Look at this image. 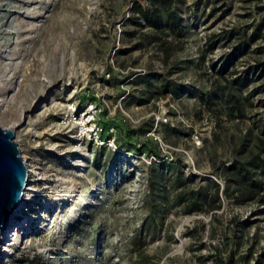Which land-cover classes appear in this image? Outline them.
I'll list each match as a JSON object with an SVG mask.
<instances>
[{
  "label": "rangeland",
  "instance_id": "rangeland-1",
  "mask_svg": "<svg viewBox=\"0 0 264 264\" xmlns=\"http://www.w3.org/2000/svg\"><path fill=\"white\" fill-rule=\"evenodd\" d=\"M134 4L0 0V125L37 173L0 264H264V203L178 202L264 137V0H183L180 34Z\"/></svg>",
  "mask_w": 264,
  "mask_h": 264
},
{
  "label": "trees",
  "instance_id": "trees-1",
  "mask_svg": "<svg viewBox=\"0 0 264 264\" xmlns=\"http://www.w3.org/2000/svg\"><path fill=\"white\" fill-rule=\"evenodd\" d=\"M180 2L183 0H146L147 7L134 4L133 17H129V20L136 25L143 21L145 26L154 32L165 33V30H169L180 34L182 28V19L178 12ZM233 83L239 88H245L249 84V77L247 75L238 77ZM232 109L241 112L238 104H234L230 110ZM261 126L260 132L264 136V122ZM230 142L234 159L231 166L223 170V187L209 178H206L207 185L197 191L192 189L189 191L182 186L178 202L189 200L187 211L210 212L218 209L222 195L231 196L239 203L252 200L264 203V137L255 134L254 139L244 136ZM176 178L179 182V176ZM179 184L183 183H177ZM202 205L204 207H201Z\"/></svg>",
  "mask_w": 264,
  "mask_h": 264
},
{
  "label": "water",
  "instance_id": "water-1",
  "mask_svg": "<svg viewBox=\"0 0 264 264\" xmlns=\"http://www.w3.org/2000/svg\"><path fill=\"white\" fill-rule=\"evenodd\" d=\"M29 178L28 164L21 154L15 131L0 125V231L9 226L20 205Z\"/></svg>",
  "mask_w": 264,
  "mask_h": 264
},
{
  "label": "bare ground",
  "instance_id": "bare-ground-1",
  "mask_svg": "<svg viewBox=\"0 0 264 264\" xmlns=\"http://www.w3.org/2000/svg\"><path fill=\"white\" fill-rule=\"evenodd\" d=\"M1 101H2V99L0 98V102ZM47 107H54V109L58 108V109L62 110L63 111V119H64L65 122L67 120H69V118L72 116L71 112L73 111V108H72L73 105H65L63 103H60V102L56 101V99L50 98V100H48L47 102L42 104L40 109H44V108H47ZM86 114L81 118V129L82 130L84 128L83 123H84V117L86 116ZM28 169H29V178H28V182H27L26 188L24 190L23 197H22V200L20 202V205L13 211V215H12V218L10 219L9 226L5 227L3 230L0 231V256L4 254L5 247H6V246H4V242L6 241V238L8 240L11 239V236L14 234V232L18 230V228H17L18 225L17 224H19V222L16 219V217H17L16 215H18L19 213L17 214V212L21 208V204H23L22 202L25 199V197L27 196V192L26 191L29 190V188H28L29 185L32 182L36 181L37 173L35 171V168L31 167L30 165H28ZM13 228H15V230H13Z\"/></svg>",
  "mask_w": 264,
  "mask_h": 264
},
{
  "label": "built area",
  "instance_id": "built-area-1",
  "mask_svg": "<svg viewBox=\"0 0 264 264\" xmlns=\"http://www.w3.org/2000/svg\"><path fill=\"white\" fill-rule=\"evenodd\" d=\"M22 203L24 204L25 202L23 201ZM23 204H21V208L24 206ZM21 208H20V209H21Z\"/></svg>",
  "mask_w": 264,
  "mask_h": 264
}]
</instances>
